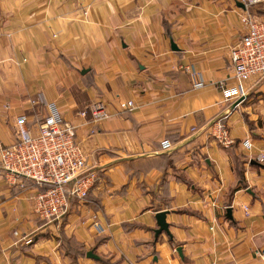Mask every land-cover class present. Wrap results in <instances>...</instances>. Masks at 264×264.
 I'll return each mask as SVG.
<instances>
[{
	"label": "crops",
	"instance_id": "obj_1",
	"mask_svg": "<svg viewBox=\"0 0 264 264\" xmlns=\"http://www.w3.org/2000/svg\"><path fill=\"white\" fill-rule=\"evenodd\" d=\"M240 3L0 0V142L20 113L36 133L51 105L97 175L49 219L33 210L40 187L0 167V264H264V78L242 99L222 92L240 15L264 17L262 1ZM95 99L98 122L79 114ZM158 211L168 232L155 234Z\"/></svg>",
	"mask_w": 264,
	"mask_h": 264
},
{
	"label": "built area",
	"instance_id": "obj_2",
	"mask_svg": "<svg viewBox=\"0 0 264 264\" xmlns=\"http://www.w3.org/2000/svg\"><path fill=\"white\" fill-rule=\"evenodd\" d=\"M243 5L263 2L264 0H238ZM245 25L244 34L229 48L230 61L236 83L223 87L225 100L245 97L244 83L252 77L264 78V17L254 16L248 9L240 15ZM123 108L133 107L131 100L121 101ZM36 121L37 131L32 133L26 125L24 114L14 118L15 142L9 145L0 142V167L13 179L26 177L40 187L32 196L33 210L41 217L55 219L68 208V199H85L90 186L96 179V172L85 169V157L74 139L76 125L62 121L51 111ZM79 114L82 118L98 122L109 116L106 103L95 99L84 104ZM225 146L233 142L224 124L219 123L215 134ZM168 138L161 141L162 149L170 146ZM248 150L251 142L246 139ZM100 230V226L95 224ZM264 258V249L255 250Z\"/></svg>",
	"mask_w": 264,
	"mask_h": 264
},
{
	"label": "water",
	"instance_id": "obj_3",
	"mask_svg": "<svg viewBox=\"0 0 264 264\" xmlns=\"http://www.w3.org/2000/svg\"><path fill=\"white\" fill-rule=\"evenodd\" d=\"M230 211H231L230 209H227V214H229ZM165 215H166V212L165 211H158V212H156L155 217L157 219V225H158V227L155 228V234H157V233H159L161 231L168 232V223L166 222ZM87 256L97 257V255H95L94 253H92V251H90V250H89V252H87Z\"/></svg>",
	"mask_w": 264,
	"mask_h": 264
}]
</instances>
